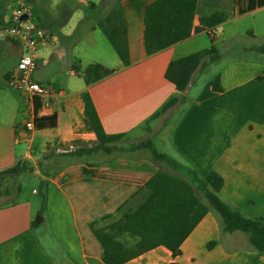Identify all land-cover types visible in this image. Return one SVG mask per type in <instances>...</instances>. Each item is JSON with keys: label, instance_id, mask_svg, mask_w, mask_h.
Segmentation results:
<instances>
[{"label": "crops", "instance_id": "1", "mask_svg": "<svg viewBox=\"0 0 264 264\" xmlns=\"http://www.w3.org/2000/svg\"><path fill=\"white\" fill-rule=\"evenodd\" d=\"M154 1L88 2L84 13L74 14L71 24L62 21L57 32L38 19L48 38L35 51L37 66L31 79L50 86L48 96L21 93L7 84L22 47L16 39H0V172L17 163L30 164L28 173L39 183L47 182L46 214L36 226L33 221L41 206L36 189L25 193L18 186L15 200L0 204V264H104L90 224L100 228L118 220V208L160 170L141 152L98 154L88 164H66L60 154L95 143V135L83 123L84 93L106 135L123 137L124 147L151 139L158 151L197 174L216 172L223 178L225 201L244 217H264V54L255 52L264 45V5L255 0L248 9V0H197L190 37L147 55L143 17ZM7 9L0 0L1 21L11 16L13 11ZM114 11L121 12L128 64L123 65L115 51L86 60V38L97 39V53L96 34L104 35L100 25ZM212 13L223 14L225 20L195 32L200 19ZM83 22L85 29L77 34ZM210 30L221 55L215 63L219 72L211 80L219 75L222 90L207 87L208 79L197 82L208 67L197 70L187 90L179 93L164 78L165 70L172 60L208 50ZM94 64L112 72L86 84L85 72ZM39 68L52 69L56 76L51 80L44 72L37 74ZM178 96L187 102L160 113ZM52 117L53 127L36 128L37 119ZM29 121L31 129L25 126ZM180 249L181 254L172 258L158 246L124 264H264V252L253 250L239 232L223 233L210 212Z\"/></svg>", "mask_w": 264, "mask_h": 264}, {"label": "trees", "instance_id": "2", "mask_svg": "<svg viewBox=\"0 0 264 264\" xmlns=\"http://www.w3.org/2000/svg\"><path fill=\"white\" fill-rule=\"evenodd\" d=\"M248 9L253 8L255 0H248ZM258 6L264 0H257ZM197 0H156L145 8L143 17V46L147 55L159 52L177 42L190 37L192 21ZM240 3V0H238ZM244 10L239 9V12ZM225 16L212 13L200 19L201 27H214L222 23ZM104 35L114 49L123 65L128 64V50L125 28L121 12L114 11L107 15L100 25ZM211 46L208 50L197 52L169 62L164 78L174 88L183 93L187 90L193 74L199 69H206L221 59L215 47V36L212 30L207 32ZM264 54V45L255 49ZM112 71L100 64L91 65L85 72V83L90 84L107 76ZM207 87L221 92L220 76L211 80ZM84 103L83 123L85 129L95 135V143L91 147H77L59 156L66 164H88V159L98 154L112 153H145L157 163L160 170L155 173L143 188L134 193L118 208L122 212L115 222L106 227L90 229L102 248L104 264H124L137 256L158 246L166 248L172 258L181 254V244L209 212L215 215L223 233H243L249 246L258 252H264V217H244L240 211L221 197L223 178L214 171L204 176L197 174L192 168L179 162L165 153L158 151L151 139L131 142L124 147L126 141L121 136H108L103 131L98 115L90 96L82 95ZM187 102L186 97L171 99L160 113L169 108ZM38 107L35 106V109ZM159 113V114H160ZM55 118H40L35 121L37 129L53 127ZM31 172L25 163L0 172V187L5 178L15 180L23 173ZM41 206L34 217V225L40 224L46 214L47 182L40 181L38 190ZM213 243L207 247L210 249ZM165 264H177L169 262Z\"/></svg>", "mask_w": 264, "mask_h": 264}, {"label": "rangeland", "instance_id": "3", "mask_svg": "<svg viewBox=\"0 0 264 264\" xmlns=\"http://www.w3.org/2000/svg\"><path fill=\"white\" fill-rule=\"evenodd\" d=\"M94 1L96 0H1V2L5 4V6H8V13H11L13 9L19 4L25 5L32 12L33 16H35L36 22L40 21L43 24L48 23V25H46V28L54 32L61 30L62 27H59L58 24H60L64 20L66 25L68 23L71 24L75 18L74 14H76L77 12L84 13V10L86 9L85 5L88 2ZM92 13L93 12H91V14ZM55 23L58 26L55 25ZM86 24L87 22L81 23V25L77 29V34H81L84 31ZM96 35L99 39L98 47L96 50L97 53L93 51V45L97 44V39L96 41L88 42L90 40L86 38L85 44L82 47V51L85 54L86 60L91 59L93 56H95V54L97 56L101 55V57H103L104 53H106L107 51L114 53V50L106 40V37L100 31H98V34ZM229 56L230 58L233 57V55ZM36 72L37 74L44 72L45 76H48L49 78H51V80L56 76V72L52 69L44 70V68H39ZM217 72H219L217 64H213L209 66L208 70L198 75L197 82L200 83L207 79L211 80L217 74ZM27 166L32 170V165L27 164ZM18 186H21L25 193H29L32 189L38 190L39 181L36 176L31 175L28 172L23 173L15 180L5 178L2 186L0 187V192L2 193L1 195H3H0V204H5L7 202H10L11 200H15V191L17 190ZM36 199H39L38 195L36 196ZM239 235L241 239H244L246 237L243 233L240 232Z\"/></svg>", "mask_w": 264, "mask_h": 264}, {"label": "built area", "instance_id": "4", "mask_svg": "<svg viewBox=\"0 0 264 264\" xmlns=\"http://www.w3.org/2000/svg\"><path fill=\"white\" fill-rule=\"evenodd\" d=\"M5 38L16 39L22 47V53L7 84L21 93L38 97L50 95L52 92L50 86L31 79V74L37 66L35 51L41 43L46 42L48 35L37 25L35 17L25 5H17L9 19L0 20V39ZM25 126L31 129L32 123L29 121Z\"/></svg>", "mask_w": 264, "mask_h": 264}]
</instances>
